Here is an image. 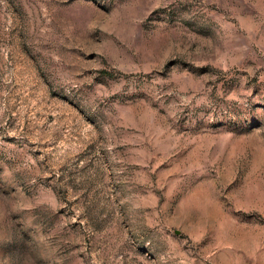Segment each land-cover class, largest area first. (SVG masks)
<instances>
[{
    "label": "rangeland",
    "instance_id": "374dc122",
    "mask_svg": "<svg viewBox=\"0 0 264 264\" xmlns=\"http://www.w3.org/2000/svg\"><path fill=\"white\" fill-rule=\"evenodd\" d=\"M0 264H264V0H0Z\"/></svg>",
    "mask_w": 264,
    "mask_h": 264
}]
</instances>
